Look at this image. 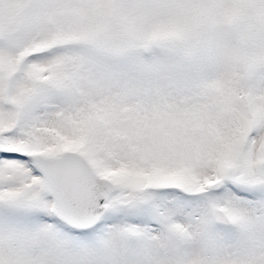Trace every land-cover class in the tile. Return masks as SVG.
Masks as SVG:
<instances>
[{
    "label": "snow or ice",
    "instance_id": "1",
    "mask_svg": "<svg viewBox=\"0 0 264 264\" xmlns=\"http://www.w3.org/2000/svg\"><path fill=\"white\" fill-rule=\"evenodd\" d=\"M0 264H264V0H0Z\"/></svg>",
    "mask_w": 264,
    "mask_h": 264
}]
</instances>
